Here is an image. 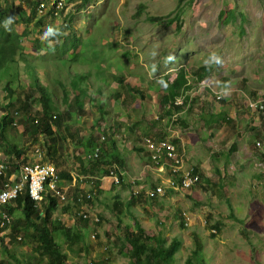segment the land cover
I'll list each match as a JSON object with an SVG mask.
<instances>
[{"label":"rangeland","instance_id":"374dc122","mask_svg":"<svg viewBox=\"0 0 264 264\" xmlns=\"http://www.w3.org/2000/svg\"><path fill=\"white\" fill-rule=\"evenodd\" d=\"M39 1L0 0L6 12L0 26L11 18L15 28L27 32L23 44L41 66L38 81L57 105L54 112L63 114V127L54 137L34 131L41 96L31 92L35 85L23 64L15 65L14 70L20 67L16 79L1 76L0 122L9 114L13 123L0 136V152L13 168L19 167L21 161L9 148L15 143L23 148L20 158L25 162L52 163L60 174L71 177L61 176L69 203L59 202L53 213V219L65 225V230L54 231L67 257L65 264L103 259L108 264H134L121 226L134 228L136 219L149 235L161 236L163 245L174 238L180 241L172 264H189L190 259L196 263L197 241L203 244L199 264H264V163L252 149L264 153V113L246 107L248 99L264 90V0H67L58 15L53 9L56 0H45L43 12ZM48 26L59 35L45 39ZM212 54L222 63L216 64ZM182 69L188 83L180 96L187 103L165 117L161 99L167 89L161 80H173ZM10 80L13 96L7 97L4 86ZM218 92L222 100L216 98ZM76 98L87 114L80 111ZM9 102L13 106L7 109ZM231 107L244 115L233 114L242 118L234 127L227 118ZM210 129L215 138L198 139L200 132ZM181 130L196 139L192 147L187 144L185 166L203 164L201 182L189 190L167 188L164 196L148 199L146 190L167 175L158 173L138 150L141 137L148 133L173 139L182 135ZM102 136L106 140L101 157L88 158L93 147L87 142L95 145ZM224 138L241 146L240 161L227 158L226 141L220 143V157L213 158L217 139ZM112 165L123 176L122 190L118 185L115 191L111 188ZM91 180L100 181L101 190L103 183L112 185L97 191L87 205L101 221L84 226L72 201L92 191ZM136 190L141 195L132 201ZM117 194L134 203L135 218L112 209ZM13 218L21 221L22 212ZM37 222L44 224L42 218ZM69 227L75 234L82 231L84 238L74 237L71 244ZM11 229L0 231L3 264H49V255L34 236L36 227L20 231L22 239L12 240Z\"/></svg>","mask_w":264,"mask_h":264},{"label":"trees","instance_id":"16d2710c","mask_svg":"<svg viewBox=\"0 0 264 264\" xmlns=\"http://www.w3.org/2000/svg\"><path fill=\"white\" fill-rule=\"evenodd\" d=\"M40 2V1H39ZM39 4V3H38ZM6 12L3 9V4H0V23L5 20ZM23 24L26 25L28 22L27 20H22ZM27 37V32L21 31L18 28H15L13 22H9L8 24L0 26V82L1 76L5 75L6 78L12 77V79H16L19 76V71L14 70L15 65L23 64L24 70H27L28 73L31 75V79L33 80L34 87H31V92L34 93L37 91L41 96V104H42V111L39 113V117L37 119L33 118V127L34 131L46 133L51 137L56 135L55 132H60L58 129L63 127V114L62 113H55L57 105L52 100V97H49L47 90L48 88L42 86L38 81V71L41 66L37 64L35 61L31 60V54L29 55L26 45L24 46V38ZM63 54L66 53V50L63 51ZM70 69V68H69ZM73 69H70V74ZM36 81V82H35ZM161 86H166V93L162 96V103L170 105L172 107L173 99L176 95L182 92L188 83L187 73L182 69L178 74L177 77L173 80L170 79L169 76H164L161 80ZM6 96L11 97L13 96V81H7L6 85ZM67 98V97H66ZM68 100V98H67ZM28 100L24 101L22 107L25 108L27 106ZM75 102L77 103L80 111L86 114L88 111H83L85 108L80 103L79 98H76ZM13 106L11 102L7 103L5 107L9 109V107ZM21 108V107H20ZM171 114V110L168 111ZM36 120V121H35ZM13 123V119L8 114L6 115L3 120L0 122V136L4 137L7 127ZM58 128V129H57ZM62 131V130H61ZM115 141V140H113ZM1 142V139H0ZM176 142V141H174ZM54 143V141H53ZM87 144L91 147L94 146L93 141H88ZM9 148L13 154H17V158L21 161V164H24L25 157H21L23 153V148L18 146L15 143L9 145ZM101 157V156H100ZM16 158V157H15ZM11 162L8 161V165L10 166L8 173L10 174L13 171H16L19 167L16 165L13 168ZM108 175L110 171L108 170ZM198 172V171H197ZM200 175V173H199ZM61 176H66L71 178L68 174H61ZM7 175L4 174L0 175V191L5 188V181L7 180ZM96 187L100 188L101 182L95 183V180H91ZM123 177L121 180L122 183ZM201 182V175L200 181ZM118 185V186H120ZM116 185L114 184L113 188ZM99 189V192L102 190ZM85 195V194H83ZM141 195V194H139ZM140 197V196H139ZM147 197V196H146ZM86 198V195H85ZM138 198V197H137ZM148 198V197H147ZM159 197L148 198V199H157ZM92 199H86L87 203L90 202ZM132 201H135V197H131ZM132 201H123L119 194L116 195L113 203L112 209L116 211L118 215H121L123 212L128 213L130 216L135 218L134 213L131 211V207L134 204ZM61 202L59 198L53 196L49 193L44 200L42 201H35L31 198L28 190H25L22 194H20L16 199L9 201L5 205H0V231H4L7 228L12 227L10 231V237L12 239H22V237H18L20 231L29 229L30 226L36 227L37 231L34 233V236L39 240L38 247L46 252L49 255V264H65L66 262V255H64L60 249V246L56 243L54 238V231H59L64 229L65 225L63 222L59 220L53 219V213L55 211L56 205ZM74 206L77 207L78 218L81 222H83L84 226H88L89 223L93 224L90 219L84 218L82 214L79 215V211L81 210L82 204L77 203L76 201L73 202ZM17 211H21L23 215V219H14L13 214ZM7 213L11 217L10 223H6L4 226H1L2 214ZM99 216V215H98ZM42 218V222L44 223L42 226L39 225L40 222H37L38 219ZM54 220V221H51ZM99 221L94 223L98 224L101 221L99 216ZM24 220V221H23ZM122 223L123 221L120 220ZM49 223L51 225H49ZM47 225V226H46ZM124 232L125 240L130 244L132 252H133V263L134 264H172L174 260L175 253L179 249L180 241L177 238L172 239V241L167 245H163V238L158 235H149L147 230L141 225L138 219L134 221V228L132 226L127 225L124 227L122 224L121 226ZM1 232V233H2ZM67 236L72 244V240L74 237L78 239H83L84 236L82 231H77V233H73L70 227L67 229ZM75 234V235H74ZM197 248L195 250V256L197 262H193L190 259L189 264H199L202 260L201 249L203 244L197 241ZM5 263L4 260L0 261V264ZM92 264H108V259H103L102 261H97Z\"/></svg>","mask_w":264,"mask_h":264},{"label":"built area","instance_id":"2783aa9c","mask_svg":"<svg viewBox=\"0 0 264 264\" xmlns=\"http://www.w3.org/2000/svg\"><path fill=\"white\" fill-rule=\"evenodd\" d=\"M67 5V0H56L53 5L55 15L64 9ZM46 9V1L41 0L38 4V10L43 12ZM221 98V96H218ZM179 104L183 103L178 99ZM248 109L264 113V90L255 98H250L246 102ZM104 138V137H103ZM142 143L150 152L151 162L158 173L167 175L166 179L156 184L154 187L146 190L148 198L162 197L166 194L167 188L171 190H189L199 184L200 175L194 168L185 166V160L182 153L178 151L176 144L170 137H154L145 135ZM41 156V149H37ZM101 148L97 146L94 152L89 157L97 158L100 156ZM10 166L6 156L0 152V175L8 176L5 181V188L0 191V205H5L9 201L16 199L25 190H28L31 198L37 202L42 201L51 193L63 203H69L64 181L61 177L59 169L52 163L30 162L23 164L16 171L8 173ZM109 177L115 185L121 184V173L116 165H112L109 169ZM133 181V180H132ZM164 182L166 184H164ZM93 183V182H92ZM167 185V186H166ZM92 191L85 195L78 196L75 201L81 203L82 207L79 215L88 218L92 223L98 222L99 216L89 208L86 199H93L95 193L99 192V187L95 184L92 186ZM140 191L133 192L135 198L139 196ZM73 203V201H72ZM189 216H187V220ZM11 217L7 213L2 214L1 226L10 223ZM95 237V235H93Z\"/></svg>","mask_w":264,"mask_h":264},{"label":"crops","instance_id":"0c3cea01","mask_svg":"<svg viewBox=\"0 0 264 264\" xmlns=\"http://www.w3.org/2000/svg\"><path fill=\"white\" fill-rule=\"evenodd\" d=\"M33 47L34 48H36L35 47V45H33ZM32 47L30 46V49H31ZM69 68H70V66H68ZM161 104L163 105V107L165 108V117H166V115H168V116H170L171 114H172V111L174 110V108H175V106H172V107H169V106H167L166 104H163L162 103V99H161ZM234 107H235V105H234ZM234 107H231V113H228L227 114V118H228V120H229V122H230V125H229V127H234L235 125H236V122L239 120V119H242V118H238V117H236L235 115H233V114H236V115H238V114H242V113H238V110L237 109H234ZM177 108H180V106L179 107H177ZM171 110V114H169V112L168 111H170ZM249 111V110H248ZM215 112H217V111H215ZM222 112V111H221ZM175 114V113H174ZM216 116H218V117H222L223 115L221 114V115H218V114H215ZM243 115V114H242ZM206 116H209V117H213V114L212 113H207V115ZM244 116V115H243ZM262 118V117H261ZM228 121H226L225 120V123H227ZM127 127H128V129H131V130H133L132 128H130L128 125H127ZM181 132H182V135L179 137L178 136V138H173L174 139V141H176L175 143H176V145H177V148H178V150L183 154V156H184V160L186 161V159H188L187 158V153H188V150H189V148H188V146H187V144L190 146V147H192V142H193V140H195L196 141V139H192L190 136H189V132H184V131H182L181 130ZM184 132V133H183ZM185 133L186 134H188V138L186 137L185 138ZM205 133L207 134V135H205ZM216 137V133H213V129H210V130H208V131H206V132H200L199 133V140L201 139V138H215ZM172 139V140H173ZM226 141V143L223 145L224 146V149L225 150H227V154L229 155V157H227L228 159L230 158V159H235V160H238V161H240L241 160V157H240V153H239V149H241V146L240 145H238V142H235V141H228L226 138H224V139H222L221 141H220V139H217V145H216V150H214L213 151V158L214 157H220V155H219V153L221 152L220 151V143H222V142H225ZM247 141H249V142H251L249 139H247ZM203 142H205V141H203ZM244 145H247V143H246V141H244ZM204 145L202 144V147H203ZM253 149V151H254V153H258L259 154V160H260V163L262 162V163H264V153H259V151H257L256 149H254V148H252ZM138 150L143 154L144 153V151H143V147L140 145L139 147H138ZM145 154V153H144ZM200 159H202L201 157H198L197 158V160H199L198 162H200ZM229 159V160H230ZM142 165L144 164V163H141ZM244 164H246V162H244ZM201 167H203V164H201L200 165V163H198V164H196L195 163V166H194V168H195V170L196 171H198V173H200V172H202L203 173V171L200 169ZM219 172V171H218ZM106 176H104L103 177V179L105 178ZM111 185L112 184H110V186L109 187H105V185H104V183L102 184V188L104 189V190H106V189H108L109 190V188L111 187ZM114 186V185H113ZM113 186L111 187V188H113ZM120 187H121V190L123 189V187L124 186H122V185H120ZM110 188V189H111ZM115 188H116V186L113 188L114 189V191H115ZM102 189V190H103ZM122 198V197H121Z\"/></svg>","mask_w":264,"mask_h":264},{"label":"clouds","instance_id":"9594fccd","mask_svg":"<svg viewBox=\"0 0 264 264\" xmlns=\"http://www.w3.org/2000/svg\"><path fill=\"white\" fill-rule=\"evenodd\" d=\"M9 22H11V18H9ZM57 35H59V30H57V29H55L54 27H52V26H48L47 28H46V30H45V32H44V38L45 39H47V38H49V37H53V36H57ZM211 59L213 60V61H215V63L216 64H221L222 63V60H221V58L218 56V55H216V54H212V56H211ZM206 63H207V61H206ZM164 88H166V86L164 87ZM218 96H221V98H218ZM216 98L218 99V100H222L223 99V94L222 93H216ZM178 99H180V100H182L183 101V103H181V104H179V103H177L178 102ZM173 101V106H180V107H184L185 105H186V103H187V101L184 99V97H182V95L180 96V94H178V95H176L175 97H174V99L172 100ZM167 106H169L170 107V105H168V103L166 104ZM246 107H247V105H246ZM248 108V107H247ZM158 119H159V121H161V118H159V117H157ZM145 135H149V136H152V135H150V134H148V133H144L143 135H142V137H141V141H140V145L143 147V151H144V153H143V155H145V156H147V158L149 159V161H150V163H152L151 162V157H150V152L144 147V145H143V143H142V140H143V137L145 136ZM104 137V138H103ZM154 137H156V136H154ZM159 138V137H158ZM161 138V137H160ZM105 140H106V137L105 136H102L98 141H97V143L93 146V150H92V152H90L89 153V155H91L93 152H94V150H95V148L97 147V146H100V148H101V153H100V156H101V154L103 153V144H104V142H105ZM173 142H174V140H172ZM175 143V142H174ZM176 144V143H175ZM139 145V146H140ZM177 146V145H176ZM179 151V150H178ZM180 152V151H179ZM181 153V152H180ZM89 155H88V158H90V159H94V160H97V159H99L100 158V156L99 157H97V158H94V157H89ZM86 158V157H85ZM8 161H9V159H8ZM26 163H30V162H28V161H26L24 164H26ZM23 165V164H22ZM21 165H19V167H20ZM117 166V165H116ZM112 167V166H111ZM110 167V168H111ZM118 167V166H117ZM194 168V167H193ZM19 169V168H18ZM194 170H195V168H194ZM196 171V170H195ZM197 172V171H196ZM198 173V172H197ZM121 177H123L122 175H121ZM171 190V189H170Z\"/></svg>","mask_w":264,"mask_h":264},{"label":"bare ground","instance_id":"6f19581e","mask_svg":"<svg viewBox=\"0 0 264 264\" xmlns=\"http://www.w3.org/2000/svg\"><path fill=\"white\" fill-rule=\"evenodd\" d=\"M187 164V163H186Z\"/></svg>","mask_w":264,"mask_h":264}]
</instances>
